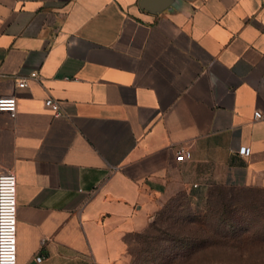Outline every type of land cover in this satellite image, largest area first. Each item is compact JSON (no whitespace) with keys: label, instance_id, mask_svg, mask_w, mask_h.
Here are the masks:
<instances>
[{"label":"crops","instance_id":"obj_1","mask_svg":"<svg viewBox=\"0 0 264 264\" xmlns=\"http://www.w3.org/2000/svg\"><path fill=\"white\" fill-rule=\"evenodd\" d=\"M9 96L0 173L17 177L15 264H127L170 199L199 208L216 187L264 190V0L156 12L139 0H0ZM179 147L191 158L176 161Z\"/></svg>","mask_w":264,"mask_h":264},{"label":"rangeland","instance_id":"obj_2","mask_svg":"<svg viewBox=\"0 0 264 264\" xmlns=\"http://www.w3.org/2000/svg\"><path fill=\"white\" fill-rule=\"evenodd\" d=\"M127 264H264V190L213 188L196 208L170 199L130 241Z\"/></svg>","mask_w":264,"mask_h":264},{"label":"built area","instance_id":"obj_3","mask_svg":"<svg viewBox=\"0 0 264 264\" xmlns=\"http://www.w3.org/2000/svg\"><path fill=\"white\" fill-rule=\"evenodd\" d=\"M30 78L36 79L35 72L30 74ZM18 88L27 85L25 79L16 81ZM44 104L50 107L56 114H59V105L56 101L48 98ZM0 111L8 112L12 117L16 113V98L14 96L0 97ZM254 116L260 117L259 111ZM249 149L241 147L239 153L247 155ZM191 158V151L184 147H179L175 153L176 161H186ZM17 177L13 171L0 173V264H15L17 252ZM39 260V258H37Z\"/></svg>","mask_w":264,"mask_h":264},{"label":"water","instance_id":"obj_4","mask_svg":"<svg viewBox=\"0 0 264 264\" xmlns=\"http://www.w3.org/2000/svg\"><path fill=\"white\" fill-rule=\"evenodd\" d=\"M167 4L168 0H139L140 7L151 12L159 11Z\"/></svg>","mask_w":264,"mask_h":264}]
</instances>
